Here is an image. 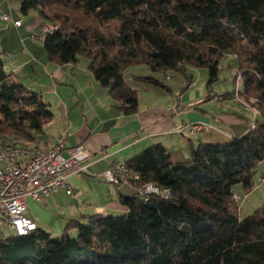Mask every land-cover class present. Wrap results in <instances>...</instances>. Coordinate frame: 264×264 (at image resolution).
<instances>
[{
	"label": "trees",
	"instance_id": "16d2710c",
	"mask_svg": "<svg viewBox=\"0 0 264 264\" xmlns=\"http://www.w3.org/2000/svg\"><path fill=\"white\" fill-rule=\"evenodd\" d=\"M19 11L53 26L41 36L49 61L83 57L124 114L137 111L127 68L180 71L187 81L185 66L204 68L210 88L231 53L241 84L235 92L259 117L246 133L200 143L183 161L160 143L143 148L123 162L139 174L131 185L153 183L167 197L119 195L123 214L70 220L58 235L39 226L13 232L0 238V264H264V204L240 218L243 197L234 190L254 188L264 159V0H20ZM136 79L169 89L151 74ZM52 117L40 93L11 77L0 58V144L29 145Z\"/></svg>",
	"mask_w": 264,
	"mask_h": 264
},
{
	"label": "crops",
	"instance_id": "0c3cea01",
	"mask_svg": "<svg viewBox=\"0 0 264 264\" xmlns=\"http://www.w3.org/2000/svg\"><path fill=\"white\" fill-rule=\"evenodd\" d=\"M18 56L17 61H13L11 52L0 46L4 69L20 81L17 73L27 70L28 66L34 67L26 55ZM82 59L77 57L74 62L56 64L44 58L39 66L44 76L41 81H35L40 87L38 93L53 112L36 143L52 141L67 131L69 135L61 153L67 156L70 148L82 143L90 154L85 173H69L70 193L60 188L39 200L26 201V215L52 235L60 234L70 220L84 221L87 215L95 213L125 211L117 186L106 182L102 176L113 161L123 163L153 143L162 144L175 161H183L200 143H224L253 126L251 116L255 118V111L236 93L233 95L236 101L228 102L231 97L228 91L218 96L215 92L209 93L207 84L193 81L192 73L186 84L173 85L170 73H151L148 67L145 69L148 73L131 72L129 80L125 76L127 69L124 71V80L137 89V111L124 114L109 97L107 89L94 80L87 60ZM149 74L162 79L169 89L136 79V76ZM183 86L186 88L180 92ZM191 122L209 127L195 135L177 130L179 124ZM241 192L240 187H235L236 194L241 195ZM247 195L264 198V159L256 167L255 186ZM12 233L6 223L1 225L0 238Z\"/></svg>",
	"mask_w": 264,
	"mask_h": 264
},
{
	"label": "built area",
	"instance_id": "2783aa9c",
	"mask_svg": "<svg viewBox=\"0 0 264 264\" xmlns=\"http://www.w3.org/2000/svg\"><path fill=\"white\" fill-rule=\"evenodd\" d=\"M1 18L6 20L5 15ZM53 26L40 27L41 33L51 30ZM240 75L236 76V88ZM219 98V97H218ZM201 122L179 124L177 130H186L190 135L208 129ZM69 133L63 132L52 141L44 140L33 145L0 144V227L3 223L16 234H26L35 228L34 221L26 215V201L31 198L41 199L60 188L70 193L67 177L70 172L85 173L89 151L82 143L69 149L67 156L61 151ZM22 159V161H18ZM104 180L117 187L122 184L131 185V181L139 179V174L124 163L113 161L102 173ZM261 181L263 178L260 179ZM139 194H156L167 197L168 191L153 183H144L136 188Z\"/></svg>",
	"mask_w": 264,
	"mask_h": 264
},
{
	"label": "rangeland",
	"instance_id": "374dc122",
	"mask_svg": "<svg viewBox=\"0 0 264 264\" xmlns=\"http://www.w3.org/2000/svg\"><path fill=\"white\" fill-rule=\"evenodd\" d=\"M18 1L19 0H0V15H5L7 18L6 20H4L0 17V46L2 47V49L11 52V57L14 58L13 61H17L19 57L18 54L23 56L26 55L28 59L32 60L31 63L34 68L32 69L30 66H28L29 70L27 69L22 72H19L17 73V76L20 79L19 82L26 86L29 90L38 92L40 91V87L35 84V81H41V76H44V74L40 72L39 66H41L42 59H48L46 52L43 48L41 38L42 33L40 27L50 24L42 25V23L38 22V19L37 22H35L34 14L32 12H29L27 15L21 14L19 11ZM38 24L40 27L37 26ZM78 59L80 60L82 59V57L78 56ZM219 67L220 70L218 73V77L213 82L212 87L209 88V93L215 92L218 96L223 95V92L228 91L229 95L231 96L228 99V102L230 101L233 103V101H236L235 97H233V95L236 93L235 76H237L235 56L231 53L225 55L221 59ZM145 69H147V67L144 65H134L127 68L125 72L126 79L129 80V75L131 72L137 71V73H143V71H139L144 70V73H148V71L145 72ZM185 73L187 75L189 73H192L193 81L197 84L203 83V85H205L208 79V73L204 68H195L187 65L185 66ZM170 74L173 79V85H181L182 82H185L186 84V77L180 71H171ZM240 88L241 84H239V89ZM175 93L177 92H174V94ZM251 108L253 107L251 106ZM253 110L256 114L255 118H258V111L254 108ZM251 117V121L253 120L254 122L253 116ZM37 139L31 140L30 142L32 143L27 144H34ZM235 187L241 188L239 184L234 185V190ZM240 196L243 197L241 200L238 201L239 207L237 212L240 218L246 217L247 215L251 214L256 207L264 204L263 197H257L255 195L248 196L244 194H241ZM123 213L124 211L111 215H120ZM76 233L77 231L75 228H71L68 230V234L70 236H75Z\"/></svg>",
	"mask_w": 264,
	"mask_h": 264
},
{
	"label": "water",
	"instance_id": "95a60500",
	"mask_svg": "<svg viewBox=\"0 0 264 264\" xmlns=\"http://www.w3.org/2000/svg\"><path fill=\"white\" fill-rule=\"evenodd\" d=\"M117 191L122 197H131L133 195L139 194V191L136 188L130 186L129 184L120 185L119 187H117Z\"/></svg>",
	"mask_w": 264,
	"mask_h": 264
}]
</instances>
